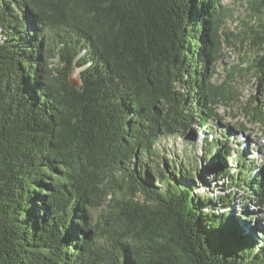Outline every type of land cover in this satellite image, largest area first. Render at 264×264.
Returning a JSON list of instances; mask_svg holds the SVG:
<instances>
[{
	"label": "trees",
	"instance_id": "16d2710c",
	"mask_svg": "<svg viewBox=\"0 0 264 264\" xmlns=\"http://www.w3.org/2000/svg\"><path fill=\"white\" fill-rule=\"evenodd\" d=\"M249 7L243 71L264 91V0ZM232 12L222 0H0V264H264L263 238L229 210L239 187L264 203V177L242 150L229 175L232 145L210 125L240 102L213 80ZM194 127L204 157L219 147L209 170L229 192L216 198L158 147Z\"/></svg>",
	"mask_w": 264,
	"mask_h": 264
},
{
	"label": "rangeland",
	"instance_id": "374dc122",
	"mask_svg": "<svg viewBox=\"0 0 264 264\" xmlns=\"http://www.w3.org/2000/svg\"><path fill=\"white\" fill-rule=\"evenodd\" d=\"M249 1L222 0L225 5L232 8L233 17L229 20L228 30L225 32L228 38L222 37L220 54L217 62H215L216 69H214L213 80L217 85L229 81L230 85L239 93L240 102L232 103L230 106L220 104L217 111L220 119H213L210 121V125H212L211 131L214 137L218 136L220 139L226 138L228 140L227 143L230 144L228 146L232 145V160L228 161L227 157L225 161L221 162V164L228 167L229 175L233 173L235 176L238 170H240L238 169L235 157L239 156L242 150L244 152L243 158L250 159L249 163L254 165L252 176L260 173L264 177V125L258 121L261 115L258 117V115H252L251 112L247 114L244 111V107H248L249 101L253 98L257 99V104L264 110V91L257 90V81L254 74L244 73L243 71L247 67V62L245 61L253 54L251 46L248 42H244V26L249 23L253 26L257 24V18L252 17L254 15L251 14L252 10L249 7ZM229 73L235 74L233 79L230 78ZM240 74L246 76L241 78ZM73 79H76L75 76ZM242 123L244 130L239 127ZM202 136L203 134L200 130L194 127L191 130H186L185 133L179 131L175 135L163 137L160 139L158 147L165 149L163 150V153H165L163 155L167 159L165 164L170 166L171 171L175 168L178 169V164L182 162L185 169L194 170L192 180L190 181L196 183L195 192L209 196L212 195L216 198L218 194L223 195L229 192L226 186L227 181L226 177H223L221 181L214 182L209 165L211 162L219 164L221 160L217 157L219 155V147H214L212 154L204 157L203 151L205 150V145L204 142L200 141ZM238 140L240 143L236 142ZM246 140L247 142L245 143ZM240 158H242V155ZM219 185L223 187L220 191L218 189ZM247 196L241 187L237 188L236 193L232 196V208H229V210L231 211V216L238 218L242 223L250 226L252 231H255L252 232L250 240L256 242L260 238H263V242L260 243L263 245L264 203L256 207L251 200L254 198L250 196L251 199L247 200ZM219 201L221 202L220 198L215 199V202H218V204L220 203ZM104 208L106 207L104 206ZM100 212L96 210L95 214L98 216ZM240 213H244L250 218H243L241 215H238Z\"/></svg>",
	"mask_w": 264,
	"mask_h": 264
},
{
	"label": "bare ground",
	"instance_id": "6f19581e",
	"mask_svg": "<svg viewBox=\"0 0 264 264\" xmlns=\"http://www.w3.org/2000/svg\"><path fill=\"white\" fill-rule=\"evenodd\" d=\"M240 166V165H239ZM261 186V185H260ZM230 205V204H229ZM233 218V217H232ZM230 223V222H229ZM232 223H234V222H232ZM242 225H244V224H242ZM242 227V226H241ZM249 229H247V231H248ZM237 231V230H236ZM236 231H235V233H236ZM241 231V230H240ZM240 231L239 232H237L238 234L240 233ZM228 233H229V231H227ZM234 232V231H233ZM244 233V232H243ZM245 234V233H244ZM250 235V234H249ZM252 235V234H251ZM236 236H238V235H236ZM236 236H235V238H236ZM245 236V235H244ZM247 236H248V234H247ZM234 237V236H233ZM232 238V237H231ZM240 238V237H239ZM248 238V237H247ZM246 238V239H247ZM238 239V238H237ZM241 239V238H240ZM239 239V240H240ZM245 239V238H244ZM249 239V238H248ZM254 239V238H253ZM242 240H243V237H242ZM240 242H241V240H240ZM253 242V241H252ZM247 244H248V242H247ZM197 245V244H196ZM200 246V245H199ZM247 247V246H246ZM124 250V249H123Z\"/></svg>",
	"mask_w": 264,
	"mask_h": 264
},
{
	"label": "water",
	"instance_id": "95a60500",
	"mask_svg": "<svg viewBox=\"0 0 264 264\" xmlns=\"http://www.w3.org/2000/svg\"><path fill=\"white\" fill-rule=\"evenodd\" d=\"M77 79H71L70 81H71V84L72 85H74V86H77V81H76Z\"/></svg>",
	"mask_w": 264,
	"mask_h": 264
}]
</instances>
